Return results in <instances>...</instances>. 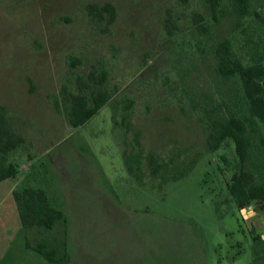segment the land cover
I'll return each instance as SVG.
<instances>
[{"label": "rangeland", "instance_id": "obj_1", "mask_svg": "<svg viewBox=\"0 0 264 264\" xmlns=\"http://www.w3.org/2000/svg\"><path fill=\"white\" fill-rule=\"evenodd\" d=\"M104 2L110 23L89 14ZM232 2L214 18L206 0H0V107L23 137L0 154L18 168L0 180V264H259L227 187L234 143L208 144L216 122L248 115L238 75L216 71L218 41L264 63V0L244 15ZM91 70L110 96L73 126L68 98ZM247 123L246 166L264 177V124ZM25 186L43 188L66 226L23 227L13 192ZM42 240H65L67 257H43Z\"/></svg>", "mask_w": 264, "mask_h": 264}, {"label": "trees", "instance_id": "obj_2", "mask_svg": "<svg viewBox=\"0 0 264 264\" xmlns=\"http://www.w3.org/2000/svg\"><path fill=\"white\" fill-rule=\"evenodd\" d=\"M206 2L211 8L213 17L216 18L220 0H206ZM232 4L240 15L247 13L248 0H233ZM88 10L93 19L106 20L107 23L112 22L116 15L115 7L110 2H104L100 5L91 3L88 5ZM196 15L198 19H202L201 14ZM164 28L169 34L173 32V28L167 19L164 22ZM214 51L217 58V73L225 78L238 75L247 100L248 115L241 117L232 113L228 118L216 122L214 130L209 134L208 144L210 148L216 149L226 138L233 141L237 162L235 164L236 169L227 182L229 192L238 208L254 203L264 213V177L259 178L256 172L246 166L251 145L250 131L256 130L252 124L248 127L247 121H260L264 124V63L257 61L244 63L233 50L228 37L220 39ZM105 80V72L98 73L94 70L89 71L86 78L78 77L79 91L70 94L66 110L71 125L83 124L108 101L110 93L102 87ZM22 141L23 137L10 129L5 113L0 107L1 157L6 158V155ZM127 163L128 168L133 171L128 160ZM152 170L155 173L157 168L154 167ZM17 172L18 168L15 163L4 164L1 161L0 180L14 177ZM13 195L17 202L19 219L23 227L36 226L51 229L59 221L66 226V214L51 203L43 188L25 186L14 190ZM65 246V240L60 248L48 246L47 242L42 240L38 241L33 248L49 261L60 262L67 257ZM59 251L61 252L59 253Z\"/></svg>", "mask_w": 264, "mask_h": 264}, {"label": "crops", "instance_id": "obj_3", "mask_svg": "<svg viewBox=\"0 0 264 264\" xmlns=\"http://www.w3.org/2000/svg\"><path fill=\"white\" fill-rule=\"evenodd\" d=\"M238 211L241 217L249 223V229L253 232V238L259 243L258 250L261 253L259 264H264V213L253 204L243 206ZM235 260L236 258L234 257L233 261Z\"/></svg>", "mask_w": 264, "mask_h": 264}]
</instances>
